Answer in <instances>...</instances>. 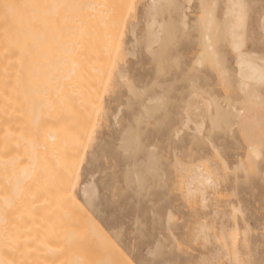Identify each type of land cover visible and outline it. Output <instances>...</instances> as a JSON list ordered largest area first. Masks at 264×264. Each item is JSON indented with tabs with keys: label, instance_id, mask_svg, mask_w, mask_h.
Segmentation results:
<instances>
[{
	"label": "rangeland",
	"instance_id": "obj_1",
	"mask_svg": "<svg viewBox=\"0 0 264 264\" xmlns=\"http://www.w3.org/2000/svg\"><path fill=\"white\" fill-rule=\"evenodd\" d=\"M243 1V50L263 63L264 0ZM227 6L133 0L118 30L75 192L135 264H264V140L252 156L228 42L216 46L226 82L206 58L202 23L212 8L227 23ZM254 89L264 101V83Z\"/></svg>",
	"mask_w": 264,
	"mask_h": 264
},
{
	"label": "bare ground",
	"instance_id": "obj_2",
	"mask_svg": "<svg viewBox=\"0 0 264 264\" xmlns=\"http://www.w3.org/2000/svg\"><path fill=\"white\" fill-rule=\"evenodd\" d=\"M227 3V23L217 24L213 8L202 23L206 58L226 82L220 37L237 56L241 90L250 98L239 115L257 156L264 101L254 86L264 83V61L243 50L244 1ZM132 4L0 0V264H135L75 192L86 130ZM158 34L150 32L153 40ZM229 118L222 114V123Z\"/></svg>",
	"mask_w": 264,
	"mask_h": 264
}]
</instances>
